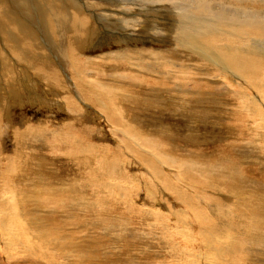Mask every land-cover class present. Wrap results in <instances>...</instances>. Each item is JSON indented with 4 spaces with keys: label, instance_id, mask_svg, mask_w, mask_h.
<instances>
[{
    "label": "bare ground",
    "instance_id": "6f19581e",
    "mask_svg": "<svg viewBox=\"0 0 264 264\" xmlns=\"http://www.w3.org/2000/svg\"><path fill=\"white\" fill-rule=\"evenodd\" d=\"M138 1H133L135 9L125 7V17L137 21L132 30L141 32V36L128 34L130 40L123 37V44L117 45L115 51L103 52L96 48L91 55L88 46L92 40L96 47L119 42L122 34H103L101 26L106 20H118V17L110 18L117 15L116 9H121L115 3L123 7V3L131 4L130 0H0V32L17 54L38 60L33 75H38L47 89L58 87L54 90L59 91L60 99H65L78 110L77 116L59 121L57 130L49 126V119L34 122L28 117L25 118L29 121L27 125L6 119L9 124L7 122L3 127L2 115L10 117L8 109L16 105L21 107L25 96L19 91L18 81L17 90L7 92L8 96L7 93L0 94L3 109L0 108L3 113L0 114V137L6 135L5 128L8 127L12 139L7 140H12L13 147L5 151L7 155L0 156V181L7 184L5 188L0 187V256L3 254L10 260L19 256V261H24H10L9 264H112L106 251L96 246L104 242L98 240L91 247L92 242L85 238L84 231L112 237L115 232H123L124 227L120 228L123 224L116 223L124 221L131 225L130 235L135 226L147 230L148 226H160V241L155 243L149 236L158 227L142 237L155 246L161 245V249L172 258V261L159 260L160 264H264L261 258L258 262L253 253H264V202L254 203L248 190L249 179H240L233 170L228 156H233L231 147L234 145L211 143L201 151L196 150V140L190 132L198 120L205 121L209 117L194 113L192 107H195L197 97L221 99V105L218 104L223 106L218 110L221 113L213 117L224 119L228 126L230 119H238L240 115L244 119L250 117L264 122V0ZM155 15L158 22L153 28L160 29L159 36L150 29L141 31L145 29L143 24L147 19ZM40 24L45 30L38 27ZM142 34L151 35L153 44H165L166 47H136L131 40L141 42L144 39ZM68 37L78 38L86 47V61L74 59L71 74L67 68L72 61L74 41H69ZM80 47L76 39V48ZM129 51L147 52L149 57L163 58L160 81L149 75L161 64L147 62L143 54L126 59L134 69L145 70L141 76L123 78L125 73H120L119 76L84 77L89 76L96 65H101V57L111 56L119 60L123 58L122 53L128 54ZM57 55L64 75L55 66ZM6 58L0 51V59ZM11 65L15 68L12 62ZM72 77L81 97L104 114L105 131L112 134L111 141L115 144L109 146L107 142L103 144L92 139L91 132L99 137L95 131L97 121L88 118L72 97L69 86ZM8 84L12 83L1 79L0 90L7 88ZM34 85L36 89L39 80ZM30 90L29 93L33 92ZM162 93L169 96L170 104L175 105L174 113L170 109L167 113L176 114L181 109L188 125L189 132L184 140L190 144L183 149L179 143V131L174 134L170 125H157L148 118L153 113L149 114V110L162 108L164 112L167 108L157 103ZM11 95H16L13 102L9 101ZM30 95L31 98L34 96ZM6 96L10 105L5 104ZM37 98L38 95L32 99ZM52 100L54 98L45 99L47 106ZM62 109L66 107L62 106ZM171 121H179L178 115ZM258 128L254 150L262 152L260 142L264 137ZM77 133L83 134L77 136ZM32 138L36 141L48 138L49 143L43 142L46 148L59 151L53 158L58 170L52 168V164H46L52 171L48 168L43 174L41 163L32 159L30 154H25V159L20 158L27 148L26 141ZM232 139L236 142L235 138ZM226 146L227 152H224ZM125 156L131 159L126 161ZM227 160L230 161L223 163ZM28 171L34 174L24 177L23 173ZM16 172L21 173L19 177L13 175ZM72 174L75 179L71 178ZM180 176L185 182L178 187L172 178ZM97 186H103L104 190L108 188L118 200H105L104 196V200H96ZM26 201L44 204L42 207L45 208L41 210V207L32 206L34 209L30 213H52L49 221L54 227L38 218L28 219L26 211L20 207ZM134 217L138 224L134 225ZM158 220H161L160 225ZM77 233L83 236L75 239ZM115 235L119 240L120 237H129L124 233ZM112 240L118 251L119 242ZM131 242L124 245L130 253L136 244ZM93 252L98 254L93 257ZM104 253L100 259L98 256ZM146 255L142 254L144 260H147ZM134 256L125 258L126 264H144L134 261ZM122 259L119 255L115 263L121 264Z\"/></svg>",
    "mask_w": 264,
    "mask_h": 264
},
{
    "label": "rangeland",
    "instance_id": "374dc122",
    "mask_svg": "<svg viewBox=\"0 0 264 264\" xmlns=\"http://www.w3.org/2000/svg\"><path fill=\"white\" fill-rule=\"evenodd\" d=\"M100 1H105V0H100ZM113 1L115 2V0H113ZM130 1H131V4L130 3H123V7L120 3H115L116 5L120 6L121 9L115 8L118 11V13H116L117 14L116 16H112L110 18H117L118 17V20H116V21L106 20V22H104L101 26L103 34L111 35V34H114L115 32L122 34V36L119 37L120 38L119 42L115 43V44H111V45H104V46L96 47L95 46L96 42L94 40H92V41H90L91 43H89L90 47L88 46L89 54L93 55L96 52V50H95L96 48H99V50H101L103 52L108 51L109 49L115 51V48L117 47V45L123 44V37H126L128 39V37L126 36L128 34H131L135 37L141 36V32H137V31L132 30V28H134V25L137 23V21L127 20L125 17V15H126L125 7H128L130 9H135L133 1H138V0H130ZM104 14L106 15L109 13L104 12ZM156 17H157V15L149 17L147 19V22L143 24L145 26V29H141V31H146L147 29H150L152 31L151 33L156 34V36H159L161 34L160 29L159 28H155V29L153 28L154 24L158 22ZM130 21H131V23H130ZM38 27H41L45 30V27L42 24L38 25ZM106 27H108V29H106ZM77 31H79V30H77ZM142 36H143L142 38H144V39L142 40V38H141V40H142L141 42L138 41L137 39L131 40V42L136 47H144V48H147V47H152V48L163 47V48H165L166 47L165 44L164 45L153 44L152 43L153 39H152V37H150L151 35H149V34H145V35L142 34ZM76 39L81 44L80 48H76ZM68 40L74 41V49L72 50V55H73L72 61H71L70 67L68 66V68H67L68 69L67 71L71 74V72L73 71V67H74L73 66V60L74 59H77L81 62L86 61V58H85L86 47L84 46L83 42H81L78 38H73V37L69 38L68 37ZM128 40H130V39H128ZM90 48H92V49H90ZM0 51L2 52V54H4L5 56L8 57V58H6V60L0 59V78L6 80L8 83L9 82L12 83V84H8L7 88H6V86L3 87L0 90V94L1 93H7V92L12 91V90H17L16 83L18 81V83L20 85V87H18L19 91L21 94L23 93L22 94L23 97L25 96L24 103L21 101V107L20 106L17 107V105H16V107L13 106L11 109H8L7 114L10 116L8 118L3 117V115H2L3 114L2 113L3 109L1 108L2 101H0V108L2 110V111L0 110V114L2 115V120H3L2 122L4 124V125H2L3 127H5L7 124H9V122H8L9 120L10 121L13 120L18 125L21 123L24 125L25 124L27 125V124H29V121L25 120V118L28 117V118L32 119L34 122H39L41 120L49 119V122H48L49 126L53 129L57 130L60 127V125L58 124L59 121L67 120L69 118H73V117L78 115L77 109H75L65 99H60V97L58 95L59 91L54 90L55 88H58V87L52 86V87H54V89L51 87H48L49 89H47L45 82L42 81L38 75H36L37 77L35 75H33L34 74V71H33L34 66L37 67L38 60L30 59L27 56H21V55L17 54L15 52V50L12 48V46L9 44V42L6 40L5 36L1 32H0ZM122 54H123V58L119 59V60L113 59L111 56L101 57L102 58L101 65L100 66L96 65L93 72L88 73L89 76H84V77L86 79H90L93 77H106V76H110L112 74H116L119 76L120 73H125L123 78H127L130 75L141 76L144 74L145 70L144 69H141V70L134 69V66H132L131 64H128L126 62V59L128 56H137L139 54H143V55H145V60L147 62H150L152 64H155V63L161 64L160 66L156 67L157 71L152 72V74L149 75L150 78L156 79L157 81H160L159 72H160L162 65L164 63L163 58L155 59V58L149 57V56H147V52L129 51L128 54H126V53H122ZM104 57H107V58L104 59ZM11 62L14 64L15 68L11 65ZM59 62H60V58H59V55H57V58L55 60V66L64 75V73L62 72V70L59 66ZM11 77H13V78H11ZM37 80H39V85H36V89H34V86H35L34 82H36ZM31 83H33V85ZM71 83H72V85H71ZM26 85H27V88H25ZM28 85L30 87H28ZM69 86L71 88V95L74 98V100L77 102L78 107H80L83 110L84 114L88 118H95L94 120L97 121L98 127L96 128L95 131H96V134L99 135L100 138L98 136H94L93 133L91 132L92 139L97 140V141L99 140L103 144H106V142H107V143H109V146L115 144L114 141H111L110 135H112V134L105 131L106 120H105L104 114L100 110L95 108V106H93L92 104L87 103L81 97L78 89L76 88L75 80L73 79V77H72V81L70 82ZM37 88H38V90H37ZM28 89H31L30 91H33V92L29 93ZM45 90H47V92ZM34 91H36V92L38 91L40 94L38 92L35 93ZM34 93L36 95H38L37 100L32 99L33 97H36V95ZM25 94L26 95L29 94L27 96V98H26ZM30 94H32L34 96L31 98ZM7 96H8V93H7ZM7 96H6L5 104L10 105V103L8 104V97ZM15 97H16V95H14V96L11 95L9 97V101L13 102V99ZM50 98H54V100H52L53 102H51L47 106L45 99L50 100ZM168 98H169V96H166L165 93H162L159 96L160 100L158 99L159 102H157V103L159 105H165V108L166 107L167 108L165 109L164 112H163V110H161L162 108H159V107H158L159 109L156 110L157 112L153 109L149 110V114L151 112H153V113L150 114L151 118H150V116L148 118L153 120L154 122H152V123L157 124V125H161V124L166 125V126L170 125L169 128L174 134H175V132L177 133V131H179V133H178V135L180 136L179 143H180L181 149H183L184 146L187 145V143H188L184 140V137H185V134H187V132H189V128H187L188 125H187L185 119L183 118V116L181 115V109L179 112L176 113L178 115L179 121H173V122L171 121V120H173L174 116L176 115V114H173L174 110H175L174 109L175 105H172V103L170 104L169 102H171V101ZM165 100L168 102H165ZM211 100L210 99L209 100H202L201 97H197L195 100V107H192V109L194 108L195 114H197L199 116H203V115L206 117L209 116L205 121L198 120L196 124L192 125L193 129H190V132L193 133V137L196 140L195 149L196 150L199 149L201 151L202 148H204L205 146H207L211 143H213L215 145L219 144V143H224V145L225 144L234 145L231 147L233 156H228L231 160L233 170L235 171V173L237 174V176L240 179L241 178H248L249 179L250 186L248 187V190H249V193L254 197V199H253L254 203L264 202V174H262V172H264V139H263V141L260 142L262 144L263 151L259 152V151L254 150L255 140H256L255 134H256L257 126H259V128H258L259 134H262V137H264V122H262V120H258V119H257L258 121L255 119H252V118L250 119V117L248 119H247V117H246V119H244V117L242 115H240V117H238V119L237 118L230 119L229 120L230 124L228 126L224 123V119L218 120L215 117H213L214 114H215V116H217L221 113V112H218V110L220 108H223V106L219 107V105H221L220 104L221 99L219 100V99L215 98L214 100L213 99H211ZM166 103H168V105ZM62 106H63V108L66 107V109H62ZM210 106L213 108L210 109ZM167 109H170L173 113L168 114ZM214 109L215 110L217 109V110L215 111ZM231 109L232 108L230 106V110ZM146 112L147 111H144V113H146ZM162 113H164V114L161 115ZM231 113L232 112H230L229 114H231ZM23 114L25 115V117L23 116ZM47 114L50 115L49 118L46 117ZM4 115H5V113H4ZM161 116L165 117V118H162ZM181 118H182V120H181ZM166 120H170V121L166 122ZM89 121H90V119H89ZM221 125H222V128H221ZM179 126H181V127H179ZM226 126H227V128H226ZM6 128H5V134H6L5 136L6 137L5 136L0 137V146H1L0 147V150H1L0 156L3 154H4V156L7 155L6 152L10 151V149L11 150L13 149L12 142H11L12 140L11 141L7 140V138L12 139V132L10 131V129L8 127H6ZM176 128L177 129L179 128V129L177 130ZM260 131H262V132L260 133ZM229 132H230V134H229ZM7 134H9V135H7ZM81 134H83V133H81ZM81 134L77 133L76 135L79 136ZM73 136H74V138H76L75 135H73ZM82 137H84V135H82ZM232 138H235L236 142L233 141ZM88 139H89V137H88ZM40 140L36 141L35 138H32V139L26 141L27 143L25 144V146H27V148H26V150H24L25 153L23 152V156H20V158L25 159V158H27L25 156V154L26 155L30 154L32 156V159H35L41 163L40 166L42 167L41 171L44 172L43 174L47 173V170H49V169H50L49 171H52L50 167H47V165L50 166L52 164L53 166L51 165V167L52 168L55 167L54 169L58 170L56 163L55 162L53 163V161H54L53 158L55 157L54 154L57 155L59 151L57 149H54L53 147H52L53 149L48 148V147L46 148L44 143L45 144L49 143L48 138L47 139L46 138L40 139ZM188 144H190V143H188ZM22 146H24V145H22ZM41 146H44V147L42 148ZM44 148H46V150ZM227 148H228V146H226L223 151L227 152ZM47 149H50V150H47ZM45 151H47V152H45ZM49 151H51V152L49 153ZM47 153H49V154H47ZM51 156H52V158H49ZM206 158H211V157L206 156ZM125 159H126V161H129L131 158L125 156ZM211 159L213 160V162H217V160H214L213 158H211ZM230 160H227L223 163L229 162ZM44 170H46V171H44ZM130 170H132V168ZM20 174H21L20 172L13 173V175H16L18 177ZM23 174H24V177H27L28 175H33L34 172L28 171V172H24ZM76 174L77 173H75L74 175H76ZM47 175H49V174H47ZM74 175L72 174L71 178L75 179ZM89 176L91 177V175H88V177ZM86 177H87V175H86ZM172 179L174 181H176V185L178 187H180L185 182V179L182 176L174 177ZM6 186H7V184H4L2 181H0V187L1 188H5ZM111 186L112 185H110V188H111ZM97 187H98V188H96L97 194L95 196L96 200H98L99 198L102 200H104V199L108 200L109 199V200L113 201L114 198H115L114 200H116V199L118 200L116 194H113L112 191L110 192L108 190V188H105V190H104L103 186L102 187L97 186ZM98 191L100 192V195L102 197L99 195ZM114 191L117 192L116 189ZM90 193H91V191H90ZM209 193L214 197L216 196L213 192H209ZM108 195L111 198L108 197ZM103 196L106 197L107 199L104 198ZM41 197L44 198L43 195H41ZM142 197H144V195H142L140 197V201L143 200ZM161 199H162V197H161ZM119 201H121V198ZM25 203L26 204H23V206H21V204H20V207L24 208V210L26 211V217L28 219H36L37 220V218H38L40 221L44 222L45 224H47V223L49 224V222H50L49 220L53 216L52 213H48V212L44 213L43 211L41 213H38V214L36 213L37 211H35L34 214L32 212L30 213L31 209L33 210L34 208L39 209L41 207L39 210L44 209L45 206L42 207V205H44V204L35 203V201L31 202L32 205L27 201ZM32 206L33 207L35 206V207L33 208ZM156 206H157V208L162 209V207L159 206L158 204H156ZM138 207L144 208L145 206L144 207L138 206ZM116 208H117V206H116ZM45 215L47 217H45ZM47 218H49V219H47ZM132 221L135 222L134 225L138 224L136 217H134L132 219ZM259 221H263V220H259ZM51 223H52V221L50 222V226L54 227V225L53 224L51 225ZM157 223H158V225H160L161 220L160 221L158 220ZM48 224H47V226H48ZM120 224H123L122 226H120V228L124 227V230L122 233H124L125 235L128 234V236H129L126 238L120 237L121 238L120 240L122 242H120V240L117 239L116 238L117 236L115 235V234H117L118 236H121L122 233L119 234L116 232L113 233L115 236L113 235L111 237V235H108V234H106L104 236L103 234H100V233L91 234V232H85L84 231V233L87 235V237H85V238H87L88 240H90L92 242V244L90 243L91 247L96 245V243L93 244V242H96L98 240L103 241L104 242L103 244H100V246L99 245H96V246L101 251H103V252L106 251V256H110L111 261H113L112 264H116L115 260H116V257H118L119 255L121 258L124 259V260L123 259L121 260V262L123 264H126L125 258L130 259L131 255H135L134 257H132L134 259V261H139L138 263L143 262L144 264H147V262H152V264H160L159 260H161V261H164V260L165 261H172V258L167 256L166 251H163L161 249V245L155 246V244L153 245V243L151 241L147 242L146 240H144L142 238V237L146 236V233H151L152 232L151 230L158 227L156 229L157 233L154 231V232H152L154 235L150 234L149 236L152 239L154 238L155 243L157 241H160V237H159V235H161V233L159 232V230L161 229L160 226H155V227H151V226L149 227L148 226L149 230H147L145 228L143 229L142 226H140V227L135 226L134 232L130 235L129 233L131 231V225L129 224V222L126 223L124 221V222L116 223V225H120ZM12 229L16 232L15 227H12ZM155 234H156V236H155ZM79 236H83V234L77 233L75 239H77V237H79ZM137 236H139V238L136 240L135 238ZM165 236H167V235H165ZM112 239L119 242L120 248L118 251L115 250L114 243H113L114 241ZM123 240H125V241H123ZM179 240H181V237H179ZM131 241L136 243L134 249H132V251H133L132 253H130L129 248H126V246H124L125 244H128V243L131 244L132 243ZM141 242H142V244H141ZM142 245H144V246H142ZM154 247L156 248V250H154ZM144 253H147V255H146L147 260H144L142 258V254H144ZM253 253H254L256 259L258 260V262H259L260 258L262 259V260L260 259V261L264 262V259H263L264 253H261V255L259 252H253ZM87 254H88V252H87ZM97 254L98 253L93 252V253H91V256L95 257ZM104 255H105V253L103 255L100 254L98 257H100V259H103ZM150 255H152V257H150ZM261 256H263V257H261ZM16 257H17V259L10 260L5 255L1 254L0 258L2 261L0 263L1 264H9L10 261H12L14 263H23L24 262V261H19L20 260L19 256H16ZM257 257H259V258H257Z\"/></svg>",
    "mask_w": 264,
    "mask_h": 264
}]
</instances>
